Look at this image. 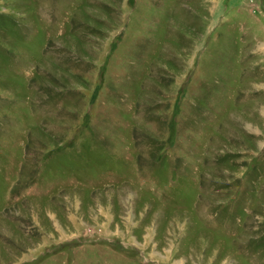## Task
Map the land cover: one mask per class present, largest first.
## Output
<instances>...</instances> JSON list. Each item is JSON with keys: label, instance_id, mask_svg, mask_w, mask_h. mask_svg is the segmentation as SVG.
I'll return each mask as SVG.
<instances>
[{"label": "rangeland", "instance_id": "374dc122", "mask_svg": "<svg viewBox=\"0 0 264 264\" xmlns=\"http://www.w3.org/2000/svg\"><path fill=\"white\" fill-rule=\"evenodd\" d=\"M0 264H264V0H0Z\"/></svg>", "mask_w": 264, "mask_h": 264}, {"label": "bare ground", "instance_id": "6f19581e", "mask_svg": "<svg viewBox=\"0 0 264 264\" xmlns=\"http://www.w3.org/2000/svg\"><path fill=\"white\" fill-rule=\"evenodd\" d=\"M212 238V237H211ZM214 240V239H213Z\"/></svg>", "mask_w": 264, "mask_h": 264}]
</instances>
